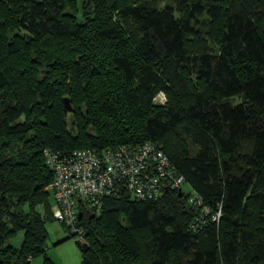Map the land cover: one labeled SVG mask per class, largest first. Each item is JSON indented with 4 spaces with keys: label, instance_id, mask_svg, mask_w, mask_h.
<instances>
[{
    "label": "trees",
    "instance_id": "16d2710c",
    "mask_svg": "<svg viewBox=\"0 0 264 264\" xmlns=\"http://www.w3.org/2000/svg\"><path fill=\"white\" fill-rule=\"evenodd\" d=\"M146 142L183 185L105 197L80 264H264V0H0V264L46 249L47 150Z\"/></svg>",
    "mask_w": 264,
    "mask_h": 264
},
{
    "label": "built area",
    "instance_id": "2783aa9c",
    "mask_svg": "<svg viewBox=\"0 0 264 264\" xmlns=\"http://www.w3.org/2000/svg\"><path fill=\"white\" fill-rule=\"evenodd\" d=\"M45 155L53 173L46 187L53 198V218L65 225L79 242L85 239L84 230L77 225L78 212H82V217L85 213L97 214L105 197L119 196L124 191L137 200L158 198L164 190L180 189L184 183L165 153L150 142L101 150L80 148L66 154L47 150ZM188 193L189 202L201 207L190 228H201L210 210L203 206L197 192L189 188ZM219 216V211L211 215L212 220H218Z\"/></svg>",
    "mask_w": 264,
    "mask_h": 264
},
{
    "label": "rangeland",
    "instance_id": "374dc122",
    "mask_svg": "<svg viewBox=\"0 0 264 264\" xmlns=\"http://www.w3.org/2000/svg\"><path fill=\"white\" fill-rule=\"evenodd\" d=\"M166 4H173V0H162V6ZM201 21L206 24L208 19L206 16H201ZM205 30L201 40L204 42H211V39L207 37ZM198 43H201L197 41ZM203 43H201L202 45ZM166 101V95L163 91L157 93L153 97L154 103H162ZM38 210L43 213L42 207L38 206ZM45 227L47 230V239L45 243V251L39 255L30 259V264H80L81 252L75 242V239L70 236V232L60 222L52 219L45 221ZM22 240V232H18L16 236L9 239L8 242L19 247Z\"/></svg>",
    "mask_w": 264,
    "mask_h": 264
},
{
    "label": "water",
    "instance_id": "95a60500",
    "mask_svg": "<svg viewBox=\"0 0 264 264\" xmlns=\"http://www.w3.org/2000/svg\"><path fill=\"white\" fill-rule=\"evenodd\" d=\"M65 109H66L67 111H70V110H71V107H70L68 101H67L66 104H65ZM81 218H82V212H78L77 219L80 220Z\"/></svg>",
    "mask_w": 264,
    "mask_h": 264
}]
</instances>
